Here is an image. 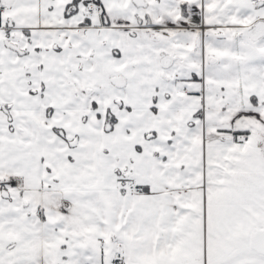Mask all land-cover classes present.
<instances>
[{
	"label": "snow or ice",
	"instance_id": "snow-or-ice-1",
	"mask_svg": "<svg viewBox=\"0 0 264 264\" xmlns=\"http://www.w3.org/2000/svg\"><path fill=\"white\" fill-rule=\"evenodd\" d=\"M0 264H264V0H0Z\"/></svg>",
	"mask_w": 264,
	"mask_h": 264
}]
</instances>
